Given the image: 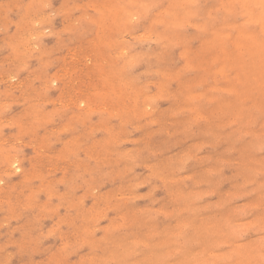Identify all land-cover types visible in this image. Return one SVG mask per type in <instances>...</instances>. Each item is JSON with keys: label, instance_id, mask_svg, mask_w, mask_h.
I'll return each instance as SVG.
<instances>
[{"label": "rangeland", "instance_id": "1", "mask_svg": "<svg viewBox=\"0 0 264 264\" xmlns=\"http://www.w3.org/2000/svg\"><path fill=\"white\" fill-rule=\"evenodd\" d=\"M0 264H264V0H0Z\"/></svg>", "mask_w": 264, "mask_h": 264}, {"label": "bare ground", "instance_id": "2", "mask_svg": "<svg viewBox=\"0 0 264 264\" xmlns=\"http://www.w3.org/2000/svg\"><path fill=\"white\" fill-rule=\"evenodd\" d=\"M18 168V167H17Z\"/></svg>", "mask_w": 264, "mask_h": 264}]
</instances>
